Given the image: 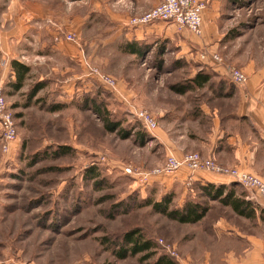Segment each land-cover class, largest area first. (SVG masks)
<instances>
[{
  "label": "rangeland",
  "instance_id": "rangeland-1",
  "mask_svg": "<svg viewBox=\"0 0 264 264\" xmlns=\"http://www.w3.org/2000/svg\"><path fill=\"white\" fill-rule=\"evenodd\" d=\"M200 1L207 31L196 35L155 22L175 27L138 43L133 36L142 49L134 54L129 38L143 27L130 21L155 8L145 10L147 0H0V91L18 132L9 153L0 141V264H156L163 257L175 264H228L232 232L222 235L217 221L244 233L258 229L257 214L236 215L191 180L171 186L177 172L164 171L173 153H185L181 159L197 153L231 168L204 155L210 142L225 148L236 135L243 147L258 143L248 87L255 78L254 91H264V0ZM119 23L126 41L114 40L111 29ZM121 43L128 44L122 49ZM13 59L31 68L20 90L12 87ZM229 68L247 81L236 83ZM199 74L210 78L203 87L193 82ZM262 100L260 94L256 103ZM136 110L155 120L154 131ZM105 121L119 129L109 132ZM60 147L68 154L54 156ZM92 167L99 174L94 180L85 178ZM233 183L228 187L245 198L256 195ZM167 202L170 210L192 202L209 212L182 224L154 206ZM131 231L153 248L120 260L112 250Z\"/></svg>",
  "mask_w": 264,
  "mask_h": 264
},
{
  "label": "crops",
  "instance_id": "crops-1",
  "mask_svg": "<svg viewBox=\"0 0 264 264\" xmlns=\"http://www.w3.org/2000/svg\"><path fill=\"white\" fill-rule=\"evenodd\" d=\"M147 1H149V3L146 4V7L144 8L145 10L156 7L161 0H147ZM208 19L209 17L208 15H206L205 12L203 16V28H204L203 33L204 30L207 31V29L209 28L207 22ZM171 26L175 27V25L173 24L154 23L152 25L139 28V30L135 32V35L131 34L129 38L130 42L128 43L130 44L132 43L131 38L133 36H135V39L133 41L137 43L142 39H146V38L153 39L155 32L161 31L163 27L170 28ZM123 27L124 26H122V23H119V24H115V27L111 29L112 32L115 33L114 40H116L119 35L120 37H122ZM22 36L25 35L22 34L21 37ZM122 39L124 41L128 40L126 37H122ZM128 43H121L119 46L121 47L122 44H124L125 46ZM13 61H18V60L13 59ZM11 76L13 78V81H16V77L13 72L11 73ZM252 80L254 81H249L250 85L248 87L249 89H253V92H250L251 93L250 97L252 98V100L250 102V106L248 110L250 111L249 112L250 129L256 135L255 140H257L258 143L257 142L255 143V147H251L252 146L251 144L245 145L243 147L240 143L242 142L241 138L235 135V137L233 136L226 139L227 141L225 142V148L216 145V139H215V141H213V144L212 142H210V148L204 151L203 153L204 155L213 156L221 164L232 166L231 168L236 167L239 168L240 170L251 172L259 176L260 178L264 179V153H258L259 149L261 148L259 144L260 142L262 143V147L264 149V91L262 93L255 92L254 91L256 89L255 84L256 82L259 81H255L257 80L255 78H253ZM260 94H262L263 100L260 103H256L258 101ZM239 115L242 117L246 115V112L239 113ZM222 140L223 138L221 135V137H219V143H222L223 142ZM237 142H239L237 148L234 149L233 146L228 147V144L235 145ZM16 146L17 144L14 145V147ZM229 151H231L232 153H228ZM184 154L185 153H173L174 157L177 156L178 158H181ZM187 180H191V182L197 183L196 185H198L199 188L206 186L207 184L229 185L233 183V180L227 177H222V176L220 177L205 172H196L190 174V172L187 171L186 169H181L179 172L171 176V186H173L174 184L182 185ZM246 199L248 201L253 202L254 205L256 206L257 218H255V220L253 221H255L256 224L257 223L259 224L258 229H254L244 233L240 231L237 227H235L236 229L232 227V225L227 223V221L224 219H220L217 221V228H219L220 233L222 235H225L229 230L232 232L231 235L233 237V245L228 246V250L225 251V253H227L228 264H264V222L261 221L260 216L258 214L260 213V211H264V198L258 197V195L253 194V197Z\"/></svg>",
  "mask_w": 264,
  "mask_h": 264
},
{
  "label": "built area",
  "instance_id": "built-area-1",
  "mask_svg": "<svg viewBox=\"0 0 264 264\" xmlns=\"http://www.w3.org/2000/svg\"><path fill=\"white\" fill-rule=\"evenodd\" d=\"M205 3L200 0H162L160 5L145 13L140 17L133 18L130 25L135 27H146L155 22H171L181 29H186L193 34L201 35L203 31V12L205 10ZM72 40V37H69ZM215 61H220L216 56L213 57ZM228 75L236 83H245L247 76L244 72L229 68L226 69ZM108 85H113L110 79H104ZM137 118L142 124L146 126L149 131H154L156 128L155 120L147 113L136 110ZM0 141L1 147L5 153L12 151L14 145L18 142V132L16 124L12 116L8 113L7 102L0 91ZM186 168L191 172L199 170L216 173L230 177L234 182L240 186L248 189L256 195L264 198V180L251 173L238 170L236 168H225L212 160L205 161L199 154H186L182 159L174 156L169 157L166 162L164 171L175 173L181 169ZM126 173L131 174L130 169L125 170ZM159 171L158 173H160ZM171 254L176 255L174 249H171Z\"/></svg>",
  "mask_w": 264,
  "mask_h": 264
},
{
  "label": "trees",
  "instance_id": "trees-1",
  "mask_svg": "<svg viewBox=\"0 0 264 264\" xmlns=\"http://www.w3.org/2000/svg\"><path fill=\"white\" fill-rule=\"evenodd\" d=\"M137 43L128 45L127 50L131 53L137 54L142 53V49H137ZM12 71L15 74L16 81L12 82V87L16 90H20L26 79L29 77L31 68L18 61H12ZM209 77L203 74H199L193 80L195 85L199 87L205 86L209 81ZM40 88V85H39ZM96 110V109H95ZM97 114L102 117L100 111L96 110ZM106 122V121H105ZM106 128L109 132H115L119 129V125L114 122H106ZM125 138L128 136L125 130H119ZM69 149L66 147H60L59 151H55L54 156L61 155L63 153L68 154ZM99 177L97 169L92 167L87 169L85 178L96 179ZM96 185H100L99 182ZM211 200H218L222 205L231 208L236 214L247 219H254L256 217V206L253 202L248 201L243 193L238 194L233 187L221 184H207L200 188ZM167 200V199H166ZM155 208L165 214L172 220H176L182 224H195L204 219L209 212V207L200 203L187 202L184 204L182 209L170 210L168 202L166 204H156ZM262 220H264V211L260 212ZM153 248L152 243L145 241L144 237L139 234L138 231H131L124 235L121 246L117 245V249L113 248L112 252L121 260L126 259L129 256H137L149 252ZM145 255L141 260L146 261L149 259ZM156 264H175L174 261L170 262L165 257L159 259Z\"/></svg>",
  "mask_w": 264,
  "mask_h": 264
}]
</instances>
